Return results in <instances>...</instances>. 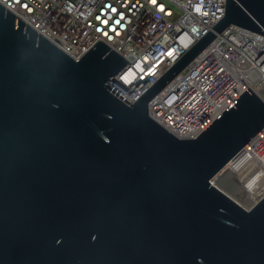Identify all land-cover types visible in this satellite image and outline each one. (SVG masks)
<instances>
[{
  "label": "water",
  "instance_id": "obj_1",
  "mask_svg": "<svg viewBox=\"0 0 264 264\" xmlns=\"http://www.w3.org/2000/svg\"><path fill=\"white\" fill-rule=\"evenodd\" d=\"M231 25L264 35V0H226L131 104L108 45L73 60L0 4V264H264V172L235 158L264 100L248 87L194 138L148 112Z\"/></svg>",
  "mask_w": 264,
  "mask_h": 264
},
{
  "label": "built area",
  "instance_id": "obj_2",
  "mask_svg": "<svg viewBox=\"0 0 264 264\" xmlns=\"http://www.w3.org/2000/svg\"><path fill=\"white\" fill-rule=\"evenodd\" d=\"M0 4L73 60L98 41L108 45L130 62L109 87L132 104L224 16L226 0ZM248 87L264 100V35L231 25L149 102L148 112L177 137L194 138ZM247 150L264 172V127L235 157Z\"/></svg>",
  "mask_w": 264,
  "mask_h": 264
},
{
  "label": "bare ground",
  "instance_id": "obj_3",
  "mask_svg": "<svg viewBox=\"0 0 264 264\" xmlns=\"http://www.w3.org/2000/svg\"><path fill=\"white\" fill-rule=\"evenodd\" d=\"M250 151L251 150H247V152H245V154L263 171V168L259 165L257 158L255 156L251 155L252 153Z\"/></svg>",
  "mask_w": 264,
  "mask_h": 264
}]
</instances>
